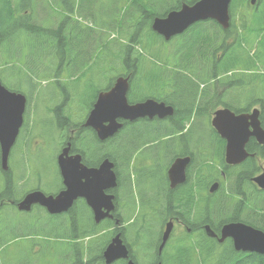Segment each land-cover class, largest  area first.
I'll return each instance as SVG.
<instances>
[{
    "label": "trees",
    "instance_id": "16d2710c",
    "mask_svg": "<svg viewBox=\"0 0 264 264\" xmlns=\"http://www.w3.org/2000/svg\"><path fill=\"white\" fill-rule=\"evenodd\" d=\"M123 1L0 0V81L8 89L24 93L29 103L35 96L36 99L47 96L50 102L59 98V103L49 109L52 119L46 131L52 127L58 130L60 144L70 142L71 152L81 154L88 167H98L110 159L118 175L113 220L97 224L83 200L77 201L68 215L49 216L40 208L29 214H18L15 205L29 191V184H23L27 174L25 156H21L19 176L13 173L12 160L26 136L24 130L12 153L9 171H3L0 157V264H106L104 252L118 233L130 250L134 264H142L150 256L153 260L147 264L160 261L171 264L167 249L162 256L158 249L162 228L173 214L184 218L192 234L199 233L194 242L189 239L190 233H186L180 240L182 244L169 248L175 251L170 253L175 254L173 264H264V256L237 253L232 244L222 247L204 232L205 224H211L218 232L229 222H243L264 231V191H259L251 182L259 171L256 158H250L241 169L227 168L224 142L210 125L218 107L242 113L261 106L264 123V74L259 70H264V54L259 51L264 48V0H257L252 11L248 9L251 0H233L229 30L223 31L213 21L201 23L194 27L195 34L189 44L169 46L153 31L154 19L199 0H131L129 5ZM242 5L246 13L239 16ZM40 10L45 13L43 19L39 17ZM54 22L56 26H52ZM26 50L37 60L27 58L21 67L16 57ZM91 52L105 55L108 72L118 71L110 78L109 87L94 85L89 89L96 91L91 108L98 94L123 75L131 78L130 103L154 99L172 106L174 115L165 120L125 122L121 132L105 142L92 130L82 128L83 120L75 121L73 107H67L78 93L66 89L61 74L86 76L95 66ZM48 57H53V62ZM81 58L85 60L80 62ZM46 61L55 64L50 65L53 72L44 76L53 85V91L40 95L38 80L43 71H48L41 69ZM237 70L245 74L225 76ZM10 79L18 82L14 85ZM257 79L262 82L256 100L245 102L246 106L241 107L239 92L246 93ZM218 88L223 91L222 97L217 94ZM57 89L63 92H56ZM201 131H206L204 137H208L206 151L215 152L214 159H218L224 168L222 171L206 165L199 169L198 155L205 150V147L199 149ZM122 134L127 140H122ZM26 145L30 152L29 141ZM156 148L160 151L150 152ZM247 150L264 158V146L254 140ZM188 155L192 157L188 183L173 191L168 184V170L175 159ZM163 161L165 171L157 177L147 170L150 164L161 165ZM133 163L140 177L139 184L143 190L147 189V199H142L147 210L138 216L130 180ZM222 173L228 180L227 189L222 187L216 195H209V185ZM57 174L56 193L63 189L58 170ZM195 177L197 184H193ZM151 183L160 186L154 197L155 185L150 187ZM54 189L50 191L54 193ZM116 221L121 227L116 226ZM114 264H128V261Z\"/></svg>",
    "mask_w": 264,
    "mask_h": 264
},
{
    "label": "water",
    "instance_id": "95a60500",
    "mask_svg": "<svg viewBox=\"0 0 264 264\" xmlns=\"http://www.w3.org/2000/svg\"><path fill=\"white\" fill-rule=\"evenodd\" d=\"M232 0H200L194 5H184L178 11L170 12L165 18H155L152 29L166 40L183 34L192 25L206 20H214L223 29L230 27V5ZM254 3V0H253ZM129 78L119 77L113 87L101 92L89 113L84 127L93 129L100 141L104 142L123 128L122 121L134 122L139 119H164L174 114V108L163 102L148 99L130 104L128 92ZM27 106L25 95L8 90L0 82V154L1 167L8 170L9 157L24 122ZM261 112L255 109L252 113L236 114L229 109L215 113L212 124L222 139L226 141V162L238 165L244 162L249 154L246 146L251 138L264 145V128L260 120ZM70 145L58 156V166L65 189L56 196H46L40 191L28 194L19 204V210L30 211L35 204L44 206L52 215L67 213L79 199H84L91 208L96 223L112 219L115 211L117 188L115 164L105 159L98 168H89L83 164L80 154L71 156ZM190 157L179 158L171 166L168 177L172 189L186 182V168ZM254 182L264 189V174L256 177ZM218 185L211 188L215 192ZM173 228L169 223L163 237L160 252L164 249ZM208 233L215 236L208 227ZM232 239L238 252L256 253L264 256V232L243 223H229L221 230L222 243ZM106 264L129 258V250L121 234L116 235L104 252ZM129 264H134L130 261ZM162 264V263H159Z\"/></svg>",
    "mask_w": 264,
    "mask_h": 264
},
{
    "label": "rangeland",
    "instance_id": "374dc122",
    "mask_svg": "<svg viewBox=\"0 0 264 264\" xmlns=\"http://www.w3.org/2000/svg\"><path fill=\"white\" fill-rule=\"evenodd\" d=\"M251 8V7H250ZM249 8V9H250ZM239 16L243 13H246L245 7L242 5V7L239 9ZM45 16V13L40 10L39 12V17L40 19H43ZM242 24H244V21H242ZM57 25L56 22L52 24ZM243 34V32H241ZM261 54H264V48L261 47L259 49ZM19 53V51H18ZM97 54H92L91 59L95 60V66L91 69L90 73H88L86 76H82V74H78L75 77H72L69 75L68 72H63L61 74V80L63 84H66V89H68L70 92H76L78 93L75 101H73L70 105H67L71 108L73 107L72 114L74 115L73 118L75 121L83 120V118L88 114L90 111L91 107V102L93 101L94 95L96 91L89 90L92 86L96 85L105 88L109 87L110 84V78H112L116 73H118L117 70L113 69L111 72L107 70V64L104 60L105 55H102L100 52H96ZM28 54V55H26ZM27 58L32 61L35 59L32 55H30V51L26 50L24 53L18 54L16 57V60H19L21 62V67L25 66V61ZM37 60V59H35ZM48 60L53 62L54 58L52 59L48 57ZM80 62H83L85 59L81 58L78 59ZM57 62V61H56ZM52 65L54 67L55 64H49V62H45L43 66H41L44 69H47L48 71H43L41 78L38 80L41 85L39 86V93L40 95H44V93L49 94L52 93L53 91V85H51L50 81L45 78V75H48L49 73H52L53 67H50ZM15 71V70H14ZM51 71V72H50ZM120 73L123 72V66L119 70ZM76 75V74H75ZM100 81V84H99ZM10 82L15 85L17 83V80L10 79ZM262 82V79H257L255 81V84L251 86V88L244 93V91L239 92V102H241V107H245L246 103L245 102H252L253 100H256V97L258 95V90L260 88V83ZM9 84V83H8ZM50 84V86L47 88L46 86ZM10 85V84H9ZM252 87H256L254 90ZM217 91V90H216ZM56 92L62 93L63 91L60 89H57ZM218 92H221V90H218ZM247 94L248 96L244 98V95ZM238 97V94L233 93V96ZM61 96V95H60ZM232 96V97H233ZM44 97V96H42ZM62 97V96H61ZM227 97V95H226ZM236 97L234 98L233 102L236 100ZM45 98V99H44ZM43 99H32L33 103L31 102L30 107L28 108L27 111V117H29L31 124L28 125V129L26 132V136L22 140V144L18 146L17 151L15 153V156L12 160L13 164V173L15 176H19L20 172V161H22L21 156H25L26 161L25 165L27 168V174H26V179L23 182L28 183L29 187H36V184H39L38 176H42V183L45 185H56L58 182V174H57V164L56 161L54 160L55 156L59 154L62 145L60 144L61 136L60 132L56 130L54 127H52L51 130L46 131L47 128H49L47 125L50 123V120L52 119V114L50 112V108L54 107L59 103V98H56L54 102H50L45 96ZM38 100V102H37ZM66 108V107H65ZM47 126V127H46ZM200 134H203V132H200ZM123 139L127 140L128 137H124L125 134H122ZM30 137L32 138L30 140ZM50 139V145L48 143V140ZM121 140V141H122ZM29 141L30 145V152H27V147H26V142ZM51 142L55 144V146H51ZM120 142V140H119ZM160 149H152L150 152L152 153H157L159 152ZM211 157V153L204 155V158H207L209 160ZM147 162L145 163V166H147ZM203 164V163H202ZM201 164V166H202ZM215 164V161L214 163ZM148 167V171L153 173L154 176L160 175L162 172L165 171V162L161 165H152ZM260 166L262 167V170H264V160L260 161ZM135 167L134 163L132 164L131 168V187L133 190V196L135 198L136 202V216L138 214L144 212L147 210V206H144L142 203V199H147L146 198V190H143V186L139 184L140 177L137 173H135ZM22 183V182H21ZM19 185H22V184ZM155 185L154 188V195L157 194V190L160 188L158 184L151 183L150 187ZM45 187V186H44ZM45 189V188H44ZM58 189H54V192H56ZM47 193H53L50 191V188L45 189ZM151 192H149V197L151 196ZM181 234V233H178ZM198 236V235H197ZM195 240V238H193ZM172 244V243H171ZM170 244V245H171ZM153 260V256H150L148 260H145L142 264H147L148 262ZM172 262L174 263L175 261L172 259ZM171 263V264H173ZM10 264H15L14 262Z\"/></svg>",
    "mask_w": 264,
    "mask_h": 264
},
{
    "label": "flooded vegetation",
    "instance_id": "af4514ba",
    "mask_svg": "<svg viewBox=\"0 0 264 264\" xmlns=\"http://www.w3.org/2000/svg\"><path fill=\"white\" fill-rule=\"evenodd\" d=\"M131 0H128L127 2H126V0H124L123 1V3H126L127 5H129V4H131ZM183 5H181V7H182ZM180 7V8H181ZM196 26V24L194 25V26H192V27H190L187 31H185L182 35H180L179 37H177V38H175L174 39V41H176L177 40V43L178 44H181L182 42H187L188 44H189V42L191 41V37H192V40H193V36H194V34H195V31H194V27ZM188 40V41H187ZM181 52H182V50L180 51V59H181V57H182V55H181ZM156 119V118H155ZM74 132H72V134H73ZM74 136V135H73ZM202 139H203V137H202ZM26 147H27V145H26ZM198 153H200V152H198ZM70 154H75V153H72V152H70ZM190 157V156H189ZM202 157H203V154L202 153H200L199 155H198V159L199 160H202ZM191 158V157H190ZM176 160V159H175ZM191 163H192V159H191ZM191 163L188 165V167L186 168V175H187V181L185 182V184H183V185H178L176 188H174V191L176 190V191H179L180 189H181V187L183 188L184 186H186L187 185V183H188V175H189V169H190V165H191ZM226 167L227 168H233L232 166H229V165H226ZM58 170V169H57ZM58 173H59V176H61V173H60V171H58ZM204 174V173H203ZM222 175L224 176V174L222 173ZM226 177V176H225ZM38 180H39V184H36L37 186L36 187H31L29 190H30V192H33V191H37V190H42V192L43 193H45L46 195H50V194H53V195H56V194H58L59 192H54V193H47L46 191H45V189H47V188H50V189H54L56 186H54V185H45L44 183H42V176L41 175H39L38 177ZM61 178V177H60ZM227 178V177H226ZM62 179V178H61ZM225 178L224 179H220V178H217V180L216 181H214L213 183H216V184H218V192H219V190L223 187V185H224V183H225ZM212 183V184H213ZM168 184H169V186H170V182L168 181ZM193 184H197V177H195V179H194V183ZM212 184H210L209 186H211ZM45 186V187H44ZM38 188H40V189H38ZM45 188V189H44ZM63 188H64V186H63ZM218 192H216V193H209V195H211V196H214V195H216ZM179 193V192H178ZM27 194V193H26ZM26 194H25V196H26ZM24 196V197H25ZM23 197V198H24ZM22 198V199H23ZM21 199V200H22ZM17 204H19V202L17 203ZM38 206H34L33 207V212L35 211V209L36 208H40L41 209V211H45L46 213H47V215H49V216H52V215H50L49 213H48V211H47V209L44 207V206H41V205H39V204H37ZM35 214V213H34ZM66 215H68V213L66 214ZM184 220V218H178L177 216H176V214H173V215H170L169 217H168V221L170 222H172V223H174L173 225V229H172V233H171V236H170V238H169V240H168V242H167V245H166V248L168 247V246H170V244L172 245V248H174V247H176L177 245H178V243H179V237L181 236V234H184V231H188L189 233L191 232V230L190 229H187V227H186V224H185V222L183 221ZM207 224H205V226H206ZM208 225L213 229V227H212V225L211 224H209L208 223ZM221 230H222V226H221V228H220V230L218 231V232H215L217 235H219L220 234V232H221ZM213 231H214V229H213ZM178 233H181V234H178ZM163 234H164V231H163ZM194 236V235H193ZM215 241H218V236H216V237H212ZM225 242H228L229 244H232V242L231 241H229V240H227V241H225ZM233 245V244H232ZM165 248V249H166ZM167 252V254H168V258H169V260H174V256H175V254H170L172 251H166ZM175 253V252H174Z\"/></svg>",
    "mask_w": 264,
    "mask_h": 264
}]
</instances>
